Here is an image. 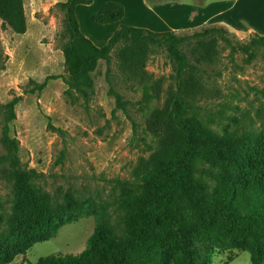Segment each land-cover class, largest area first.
I'll return each instance as SVG.
<instances>
[{
	"label": "rangeland",
	"instance_id": "obj_1",
	"mask_svg": "<svg viewBox=\"0 0 264 264\" xmlns=\"http://www.w3.org/2000/svg\"><path fill=\"white\" fill-rule=\"evenodd\" d=\"M64 1L23 0L24 35L12 33L0 21V138L6 119L3 106L18 98L15 119L8 124L9 136L16 142L17 165L0 166V233L7 230L16 206L17 173L50 205L92 201L96 210L73 216L72 222L9 264L80 254L100 220L112 227L117 239L127 234L121 202L156 166L154 155L160 149L151 116L177 92L189 104L186 116L215 139L264 138V46L251 44L254 37H264V0H155L168 7L160 14L171 18V32L179 37L200 35L180 47L188 67L178 74L168 51L153 47L146 75L129 76L118 68L115 49L109 64L97 63L92 87L81 92L66 83L63 14L56 6ZM146 4L142 18H137L136 10L128 12L153 27L151 23L158 22L153 16L155 4L150 0ZM91 17V13L80 17L85 32L87 25L100 27ZM201 42L212 45L210 55ZM43 82L45 88L32 93ZM4 156L0 142V159ZM193 169L202 194L221 196L225 164L198 161ZM182 212L186 222L192 221L189 208ZM159 235L166 251L158 264H175L182 242L178 226L167 221ZM190 239L197 264H251L249 252L240 248L221 249L195 233Z\"/></svg>",
	"mask_w": 264,
	"mask_h": 264
},
{
	"label": "trees",
	"instance_id": "obj_2",
	"mask_svg": "<svg viewBox=\"0 0 264 264\" xmlns=\"http://www.w3.org/2000/svg\"><path fill=\"white\" fill-rule=\"evenodd\" d=\"M92 1L65 0L56 4L63 14L61 37L65 42L61 50L69 89H90L97 63L109 64L115 49L118 68L129 76L146 75V61L153 47L168 51L178 74L188 67L180 47L199 34L179 37L171 31L120 26L105 46L96 47L82 34L75 14L77 6ZM124 15L123 5L109 1L91 19L94 25H107L120 22ZM0 21L12 33L24 35L27 21L23 0H0ZM251 44L264 46V37H254ZM202 49L210 55L212 45H203ZM45 86L46 82L36 85L32 93ZM17 103L18 98L3 106L6 119L0 142L5 156L0 166L17 165L16 142L8 128L15 119ZM117 104H121L118 97ZM188 109L186 98L177 92L151 116L152 132L159 138L160 149L154 155L156 166L141 176L140 185L128 191L121 202L127 234L117 239L112 227L100 220L82 253L50 256L34 264H158L165 256L166 244L159 234L167 221L178 226L182 237L175 264H197L191 251L193 233L221 249L249 252L251 264H264V138L217 140L197 120L186 116ZM210 160L225 164L224 189L214 198L202 194L194 179V164ZM16 177V206L7 230L0 233V264H9L32 245L48 240L63 224L72 222L73 216L96 210L92 201L50 205L21 173ZM183 207L192 211V221L184 220Z\"/></svg>",
	"mask_w": 264,
	"mask_h": 264
},
{
	"label": "crops",
	"instance_id": "obj_3",
	"mask_svg": "<svg viewBox=\"0 0 264 264\" xmlns=\"http://www.w3.org/2000/svg\"><path fill=\"white\" fill-rule=\"evenodd\" d=\"M109 1L117 2L123 5L125 9V15L123 19L120 22L114 24L95 25L100 26L99 29L92 26H90L91 28H89V26L87 25L85 32L82 28L80 17L85 18V16H89L90 13L92 15L93 13L98 11V9H100L105 2ZM150 3L155 4V6H153V11H155L153 16L158 21L156 23H151L153 27L147 25L144 26L145 23L142 20L137 19L142 18V16H144L143 13H146V0H93L90 5L77 6L75 14L82 34L87 39H89L96 47L101 48L108 43L111 36L120 26L143 28L153 32L174 31V25L173 22H171V18L166 14H160L168 7L162 4H156L155 0H150ZM91 8L94 10L89 12V9ZM130 9H133L134 11L136 10L139 13V16L137 18H132L128 12ZM149 9H151V7Z\"/></svg>",
	"mask_w": 264,
	"mask_h": 264
}]
</instances>
